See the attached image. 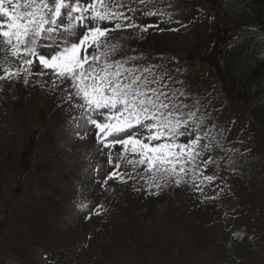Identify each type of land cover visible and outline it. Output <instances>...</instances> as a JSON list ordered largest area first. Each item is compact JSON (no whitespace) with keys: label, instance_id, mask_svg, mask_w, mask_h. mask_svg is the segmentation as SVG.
Returning <instances> with one entry per match:
<instances>
[{"label":"rangeland","instance_id":"1","mask_svg":"<svg viewBox=\"0 0 264 264\" xmlns=\"http://www.w3.org/2000/svg\"><path fill=\"white\" fill-rule=\"evenodd\" d=\"M16 2L5 0V7L12 10ZM221 2L154 0L155 7L173 13L172 22L162 23L159 16L144 17L138 11L137 23L158 27L139 37L132 30L111 33L127 38L124 52L114 59L143 54L149 64L165 65L183 82L174 85L188 93L181 99L193 111L200 109L197 119L201 113L206 117L202 127L209 135L202 143L211 141L212 145L203 159L211 155L216 163L205 168L198 161L196 172L190 168L186 177L195 175L200 184L201 172L215 173L216 180L200 184L203 193L193 191L189 184H169L159 195H152L149 192L157 190L148 189L143 180L121 183L116 178L102 187L113 171L137 175L146 166L133 171L131 165L117 161L120 145L111 149L113 162L109 165L107 155L98 150V130L88 125L85 136V128L78 129L73 122L80 113L59 110V91L15 79L0 81L3 264H18L19 260L24 264H264V145L259 123L249 113L252 104L240 88L229 83L224 62L211 52L215 43L221 47L245 33ZM138 3L135 0L131 6ZM148 8L154 10L152 4ZM0 23H7L2 13ZM223 26V33L217 31ZM254 34L264 42V25ZM5 51L0 43V61ZM9 60L11 65L0 64V75L4 67L15 69V58L9 56ZM43 79L49 80L47 76ZM180 142L187 141L181 138ZM29 155L34 193L23 161ZM116 163H120L119 169L114 167ZM42 189L44 194L39 195ZM81 203L88 207L80 210L77 205Z\"/></svg>","mask_w":264,"mask_h":264},{"label":"snow or ice","instance_id":"2","mask_svg":"<svg viewBox=\"0 0 264 264\" xmlns=\"http://www.w3.org/2000/svg\"><path fill=\"white\" fill-rule=\"evenodd\" d=\"M134 2L23 0L20 3L17 0L10 10L5 7V0H0V13L7 17L6 24L0 23L3 38L0 43L6 49L0 64L11 65L13 61L9 56L15 58L16 64L14 70L3 68L0 81L15 79L25 85L38 84L50 92L59 91V110L65 114L79 112L73 122L78 129L85 128V136L88 125L98 130V150L107 155L109 165L113 162L111 149L120 145L122 151L117 153V161L123 160L133 171L140 165L146 166L137 175L113 171L102 187L116 178L121 183L143 180L148 189L157 190L149 192L152 195H159L169 184L177 187L189 184L193 191L203 193L200 184L216 180L217 175L201 172L203 179L197 184L195 175L186 179L189 169L195 173L198 161L205 168L216 161L211 155L203 159L212 145L211 141L202 143L209 135L202 127L206 117L201 113L197 119L200 109L193 111L192 106L181 99L188 93L182 86L174 85H183V82L176 80L163 64H146L143 54L114 59L124 52L127 38L113 37L111 33L132 30V34L139 37L149 28L158 27L137 23L138 11L144 17L159 16L162 23L172 22L173 13L155 7L154 0H139L138 5L132 7ZM150 4L154 10L148 8ZM106 23L113 27L102 28L101 24ZM33 68L39 71L33 72ZM45 76L48 81L43 79ZM65 102L66 108L63 107ZM76 135L84 139L79 131ZM181 138L187 142H180ZM102 149L109 151L104 153ZM114 167L119 169L120 163ZM99 169L97 165V171ZM77 207L83 210L88 205L81 203ZM98 207L103 210L102 206Z\"/></svg>","mask_w":264,"mask_h":264},{"label":"trees","instance_id":"3","mask_svg":"<svg viewBox=\"0 0 264 264\" xmlns=\"http://www.w3.org/2000/svg\"><path fill=\"white\" fill-rule=\"evenodd\" d=\"M221 4L229 17L234 20L233 23L240 25L245 33L236 35L232 41L223 43L221 47L218 46L219 43H215L211 52L216 54L218 61L224 62V73L229 78V83L235 89L240 88L249 103L252 104L249 113L252 114L253 120L259 123L260 136L264 145V42L254 36L260 26L264 25V0H222ZM224 30L223 26V28L218 27L217 31L223 33ZM149 63L146 62V64ZM222 81L225 83V80L222 79ZM23 161L24 164H27L28 184L34 193L35 185L32 184L31 178L33 173L31 156H25ZM43 194L42 189L39 195ZM22 213L20 214L22 215ZM28 220L32 223L29 217ZM22 225H24L23 230H27L26 225L24 223ZM32 231L33 228H31ZM18 262V264H24L20 260ZM0 264L3 263L0 261ZM50 264L55 263L50 262Z\"/></svg>","mask_w":264,"mask_h":264}]
</instances>
